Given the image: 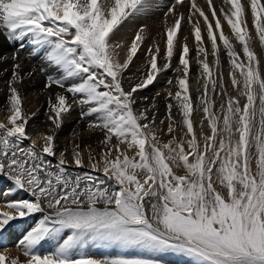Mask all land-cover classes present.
Wrapping results in <instances>:
<instances>
[{
    "label": "snow or ice",
    "instance_id": "obj_1",
    "mask_svg": "<svg viewBox=\"0 0 264 264\" xmlns=\"http://www.w3.org/2000/svg\"><path fill=\"white\" fill-rule=\"evenodd\" d=\"M165 8L130 75L147 25L116 38L156 0H0V264H264V0ZM25 50L39 69L24 72ZM169 69L159 118L162 93H140ZM37 70L46 126L29 132L23 88ZM75 109L99 151L75 129L57 145Z\"/></svg>",
    "mask_w": 264,
    "mask_h": 264
},
{
    "label": "bare ground",
    "instance_id": "obj_2",
    "mask_svg": "<svg viewBox=\"0 0 264 264\" xmlns=\"http://www.w3.org/2000/svg\"><path fill=\"white\" fill-rule=\"evenodd\" d=\"M216 2H221V0H215ZM157 4H158V10L156 12L153 13V15H149L146 17V24H147V28H148V32H149V37L146 41L149 42V40H153V38H155L154 36L156 35L155 33L158 31V27L157 23L159 22V20L157 21V18L155 16H157V12H160L159 9L163 8L162 6H164V0H156ZM198 3H200L202 6L205 4V0H197ZM168 3V2H167ZM159 19V18H158ZM161 19V18H160ZM138 20V19H137ZM143 20V22H145ZM135 22H131L126 24L120 35L116 38L117 40H124L125 38L127 39L128 42H130V39L132 38V34H133V30H135L136 27V23L134 25ZM144 24V23H143ZM189 26V25H187ZM203 27V26H202ZM188 27H186L185 25L183 26V30L180 33V39L181 41H183V37L185 35L188 36V43L189 45H193L194 43V38L191 35V30L187 29ZM223 28L225 31V34H228L229 37L231 36V33L229 32V28L228 26H226L225 24H223ZM150 29V30H149ZM160 32V31H159ZM134 36V35H133ZM231 38V37H230ZM8 51H11L10 46L5 47V52L7 53ZM179 51V49L177 50ZM141 54V55H139ZM191 55L194 57L195 56V52L193 51L191 53ZM23 59H24V72H27L29 70H31L32 68H37L39 69V67H41L43 65V62L41 61V59L39 57H29L28 55V51H25L24 53H22ZM142 53L137 54V58H135L134 63L131 65V72L129 73L130 75L133 73H137V69L138 68H142V66L145 64L146 61V57L145 59L141 58ZM177 63V60L174 59L173 61V66H175V64ZM197 68L195 65L194 60L192 61V68H191V73H190V79H191V83H190V87L194 90L196 87V77H197ZM175 75H177L172 69L167 70L166 72L162 73L157 81L154 83V85L149 86L148 89L143 90L140 93L141 97L147 96L151 99V97H153L155 95V93L157 91H160L162 93L161 97L158 98L157 103L159 105V118H163L165 116V106H164V101H163V95H164V89L166 87H168L167 85V80L169 78L174 77ZM8 77L5 75L3 76V79H0V88H4V80H6ZM46 81V77L43 73H40L38 70L37 72L33 75V77L31 79H28L26 77L25 80V85L23 88V92H24V108L25 111L31 115V113L36 112L37 115L35 117H33L30 122H29V128L28 131L29 132H34L36 129H40L43 130L45 128V121H46V117H45V110L47 108V97H48V92L44 89V84ZM193 96L196 95L195 91H193ZM5 103V93L4 92H0V107H2ZM7 115L6 110H0V119H4ZM198 114H195L194 118L195 120L198 122L200 120V117L197 116ZM86 122L81 121L80 117H79V109H75L74 111H72L71 116L65 121L63 127L61 128V130L59 131L58 137H57V145L59 146L60 149H63V147L65 145H69L70 141H71V133L73 132V130L75 129L76 131H80L81 132V143L83 144H91L94 148H97V144L99 139L101 138L99 133L93 134L89 131H87L86 129L81 131L80 128L82 126V124H85ZM97 151H99V148H97ZM0 186H7V181L3 180L2 178H0ZM0 207H2V203H0ZM8 250L10 251V253L12 255H21L22 254L18 252V250L15 248L14 244L9 243V248ZM169 264H183L182 262H179L175 259H168Z\"/></svg>",
    "mask_w": 264,
    "mask_h": 264
},
{
    "label": "rangeland",
    "instance_id": "obj_3",
    "mask_svg": "<svg viewBox=\"0 0 264 264\" xmlns=\"http://www.w3.org/2000/svg\"><path fill=\"white\" fill-rule=\"evenodd\" d=\"M166 2H170V0H167ZM167 3V4H168ZM160 10V12H157L156 14H157V16H155L156 18H157V21L159 20V22L157 23V26H159L158 28V31L155 33L156 35L154 36L155 38H157V39H159V36H158V33H160V32H162L163 31V26H162V23H161V21H162V19H163V11L164 10H166V8H165V5L163 6V8H161V9H159ZM183 11H185V12H187V7H185L184 9H183ZM151 15H153V14H151ZM159 18V19H158ZM161 18V19H160ZM143 20L145 21L146 20V17H142V18H140V19H138V20H134V21H132V22H135L136 23V27H135V30H133L134 32H133V34H132V38L134 37L133 35L135 34V32H136V30L138 29V27L139 26H142V25H147L146 24V21L145 22H143ZM169 22H171V21H169ZM135 23H134V25H135ZM144 23V24H143ZM184 26V25H183ZM185 26L186 27H188L187 29L188 30H190V26H187V24H185ZM149 28V27H148ZM150 30V29H149ZM202 30H203V27H202ZM229 30V29H228ZM160 31V32H159ZM229 32H230V30H229ZM226 35H228V34H226ZM231 37V36H230ZM131 38V39H132ZM130 39V40H131ZM150 44H152V40H149V42L148 41H146L145 43H144V45L142 46V50L139 52V53H142V56H143V58L145 59V51H146V49L148 48V46L150 45ZM163 47H164V45H163V42H161V48H162V50H163ZM139 55H141V54H139ZM142 56H141V58H142ZM197 116H199L200 118H201V116H200V114H198ZM86 129V123L85 124H82V126H81V128H80V130L81 131H83V130H85ZM94 254H99V252L97 251V250H94ZM168 259H175V260H177V261H179V262H182L183 260H182V258H178V257H168ZM173 264V263H172ZM175 264V263H174Z\"/></svg>",
    "mask_w": 264,
    "mask_h": 264
}]
</instances>
